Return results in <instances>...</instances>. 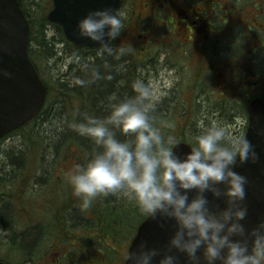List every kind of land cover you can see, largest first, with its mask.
<instances>
[{"label":"clouds","instance_id":"obj_1","mask_svg":"<svg viewBox=\"0 0 264 264\" xmlns=\"http://www.w3.org/2000/svg\"><path fill=\"white\" fill-rule=\"evenodd\" d=\"M124 18L119 9L90 12L77 24L78 37L98 42L102 53L112 54L110 41L120 35ZM132 87L136 95L111 103L104 119L85 113L83 122L71 125L96 146L87 163L76 165L68 174L73 195L82 200L85 209L97 197L122 195L141 214L173 222L174 233L162 257L159 249L142 241L127 254L128 264H154L157 257L161 258L156 264H180L176 253L183 254L187 264H260L264 224L246 232L240 223L248 214L243 205L248 181L235 168L258 158L246 134L200 124L194 146L180 157L174 151L177 139L165 138L153 126L150 112L156 94L141 80ZM109 99L115 101L116 97ZM114 130L127 139H118ZM190 193L194 195L190 197ZM208 193L216 199L225 197L226 207L213 211ZM251 235L256 237L252 252ZM201 250L202 256L197 255Z\"/></svg>","mask_w":264,"mask_h":264},{"label":"trees","instance_id":"obj_2","mask_svg":"<svg viewBox=\"0 0 264 264\" xmlns=\"http://www.w3.org/2000/svg\"><path fill=\"white\" fill-rule=\"evenodd\" d=\"M20 1L31 24L30 43L36 42L38 47L35 51L30 44V56L48 86V97L44 109L34 121L7 136L20 134L22 146L13 147L6 156L0 152V222H10V218L6 217L7 210L15 213L25 225L39 223L36 228L41 226L43 220L48 221L43 226L44 232L38 244L42 246L49 235L57 237L56 233L67 230L66 214L72 207H77L83 216L81 229L86 230L89 237L85 242L90 244L94 239L100 248L95 263L112 264L121 255L120 249H127L138 226L148 216L141 214L135 204L122 195L100 196L87 209L82 207V200L73 195L68 174L76 165H85L96 146L90 139L78 135L71 125L83 122L85 113L104 119L110 113L111 103H119L136 95L132 87L135 81L141 80L146 86L142 72L145 66L138 57L143 44L137 37L136 42L132 41L133 38H126L125 43L116 39L110 44L112 48L115 43L112 54L102 53L101 49H77L67 41L60 26L48 21L53 0L31 2L36 9L28 8L23 0ZM51 26L58 29L59 37H49ZM37 28L41 35L38 38L35 37ZM59 43L70 46L73 58L65 78L52 80L55 82L51 83L42 75L41 64L43 57L55 56ZM78 58L79 62L75 60ZM112 96L116 97L115 101H110ZM174 100L169 102L170 99H165L163 105H155L150 112L153 126L160 129L165 138L171 135L177 141H190L184 130L186 124H182L184 116L178 115L182 101ZM177 103L179 106H176ZM47 128L51 131L48 142L47 135H40L46 133ZM114 131L121 141L127 139L118 130ZM6 138L0 142V146ZM48 157L55 159L51 165ZM38 181L46 184V192L42 195L32 192L34 182ZM45 201L48 205L43 208L40 205ZM11 220L14 221V214ZM17 235L15 231L14 237ZM31 235L28 230L22 233L20 246L27 248ZM60 241L65 240L61 238Z\"/></svg>","mask_w":264,"mask_h":264},{"label":"flooded vegetation","instance_id":"obj_3","mask_svg":"<svg viewBox=\"0 0 264 264\" xmlns=\"http://www.w3.org/2000/svg\"><path fill=\"white\" fill-rule=\"evenodd\" d=\"M132 9L136 16L132 32H142V36L157 32L165 68L174 71L170 97L176 99L180 93L183 99L194 101L192 114L200 106L197 91L211 79L216 65L220 95L227 94L225 86L229 87L240 101L243 116H248L252 101H264V0H134ZM54 247L36 246L29 264ZM56 248L61 254L56 252V262L49 264L72 261L65 248Z\"/></svg>","mask_w":264,"mask_h":264},{"label":"water","instance_id":"obj_4","mask_svg":"<svg viewBox=\"0 0 264 264\" xmlns=\"http://www.w3.org/2000/svg\"><path fill=\"white\" fill-rule=\"evenodd\" d=\"M122 0H54V8L48 15L51 23L62 27L66 39L76 48L98 49V42L89 38H80L77 34L78 22L90 12L105 9H119ZM31 27L21 8L19 0H0V140L7 134L26 125L43 110L48 89L41 79L37 68L29 56ZM107 42V37L105 38ZM247 139L254 146L257 154L255 162L240 164L235 171L247 178L245 186L248 214L240 221L246 232H251L264 224V102L253 101L249 106V125ZM191 145L178 142L174 151L180 157L190 152ZM194 193H190V197ZM213 211L226 207V198L216 199L207 194ZM242 205V206H243ZM172 221L149 216L138 228L129 251L134 250L142 241L147 247L161 251L171 239L174 229ZM235 239V238H234ZM256 237L249 236L250 252L255 247ZM175 252V250H174ZM180 264H187L183 254L176 253ZM197 255L202 256L201 252ZM161 257L155 258L154 264ZM0 264H6L0 262ZM125 264H128L126 261ZM203 264V261H202ZM219 264V261L217 262Z\"/></svg>","mask_w":264,"mask_h":264},{"label":"rangeland","instance_id":"obj_5","mask_svg":"<svg viewBox=\"0 0 264 264\" xmlns=\"http://www.w3.org/2000/svg\"><path fill=\"white\" fill-rule=\"evenodd\" d=\"M23 1L28 8H32V9H36L37 7L34 8L31 2L43 3L41 2V0H23ZM133 2L134 0H126V4L122 9V12L125 13L124 28L122 29L120 35L118 36L117 41L125 43L127 41L126 38L129 39L133 38L134 40L132 39V41L134 42H136L135 40L136 37L139 39V42L143 44L141 46L142 51H140L139 53L140 55L138 56L141 62H143L145 66L142 70L143 78L145 79L146 86L150 88L158 97L155 105L157 103L163 105L165 103L164 100L166 98L170 99L169 102H174L175 100L171 99L170 97V95L172 94L170 93V91L173 88L172 81L173 83L175 82L174 71H170L167 68H165V64L162 61L163 56L162 57L160 56L161 51L159 49L160 48L158 43L159 36L157 35V32H145L144 36L142 37H141L142 32H132L133 31L132 25L136 19V16L132 15ZM38 30L39 28H37V31L35 32L36 38L41 36ZM58 33H59L58 29L51 26L49 31V37L51 38L54 35L59 37ZM56 46L58 52L55 53V56L43 57L42 59L43 62L41 64L42 75L48 81H51V83L55 82L52 80H57L58 78L61 79V77L65 78L64 75L67 74L69 69L68 66L73 58L72 52L70 50V46L68 44L59 43ZM31 47H33L35 51L38 48L36 42L35 43L32 42ZM112 48H115V43L113 44ZM75 60L79 62L80 58ZM218 71L219 68H217L216 65V67L212 70V73L210 74L211 79L205 82L204 87L202 89L197 91L198 92L197 96L199 97V99L197 98L196 100L200 103V106L193 114L191 109L193 108V104H195L194 101H192L191 99L185 100L181 98L180 93L176 94L175 96L172 95L176 97V99L182 101V103L180 104L181 110L178 112V115L179 117L181 115L184 116V120L182 122V124L184 123L186 124L184 130L187 131L186 134L188 135V137H190V140H192L194 143H195V137L199 135L201 131V129L198 127V125L200 124H203L205 127H211L213 124H215L219 127H224L228 129L234 135L241 131H243L244 133L246 131L245 129L246 119L239 112V110L241 109L239 106L240 101L239 99L236 98L235 93L233 91H229V87L225 86L228 90L227 94H225L224 96L220 95V90L218 89V87L220 86L221 82L218 78ZM184 103H186L187 105L186 108H183ZM177 105L179 106V103H177L176 106ZM208 108H210L211 110L207 115L206 113L208 112ZM189 117H191L190 120H188ZM47 129L48 131H46V133L42 130L44 134H40L44 137H46L47 135L46 142H48L49 132L51 133L50 129L49 128ZM22 144H23V140L20 134L7 137L0 146V152L4 153L2 156H6L10 152V150L13 149V147L22 146ZM47 161L51 165L55 161V159L48 157ZM67 161L73 162L74 160L67 159ZM45 188H46V184L44 181L34 182V185L32 187V192L33 194L42 195L43 193L46 192ZM42 201L43 200H41V202ZM47 205L48 203L45 201L43 202V204L41 203L40 206L46 208ZM6 214H7L6 217L10 218V222H8L7 224H5V222L4 223L0 222V259L6 258V260L11 262L12 264H29L30 259H32L31 257H33V252H36L35 244L40 240V236L44 232V230L42 232L43 226L47 225L48 221L43 220V222L45 223L42 222L41 226H39L38 229H36V227H32L29 228L28 230V228H26V226L19 221L15 213H11L10 210L8 212L7 210ZM13 214H14V221L12 222L11 217ZM66 216H68L70 223L73 225V228L71 226L67 228V231L71 234L74 230H76L74 224L78 222H83L82 221L83 216L81 212L77 209V207H72L71 209H69ZM25 228L26 231L28 230L29 234L30 233L32 234L31 237L29 238V241L27 242V248H25L27 251L25 249L18 250L19 248L18 244H20V241L22 240L19 241L14 239L15 231L19 233L16 237H19L20 239L23 238L21 236V232H23V229ZM82 233L87 234V232H82L80 230H77L76 232L72 233V236L75 237L76 234H78V236L81 237ZM86 238H87L86 241H88L89 239L88 234L86 235ZM51 242L52 241L49 242V245ZM124 249L125 248L122 247L120 249V252H122ZM16 250H18V252ZM56 252L61 254L60 249L54 247L48 253V255L41 257L39 259H36L35 257L34 258L35 261L30 262V264H49L51 262L55 263L57 260ZM67 252L69 253L72 252L69 247L67 249ZM76 254L78 258L77 263L75 259ZM118 257L120 259L116 261V264H120V262L122 261L121 260L122 255L121 257L120 255ZM92 261L93 259L90 258L88 255L85 256L83 251H76L74 249V259L72 261L69 259H65L64 264H93ZM113 264H115V262H113ZM260 264H264V257L260 258Z\"/></svg>","mask_w":264,"mask_h":264},{"label":"bare ground","instance_id":"obj_6","mask_svg":"<svg viewBox=\"0 0 264 264\" xmlns=\"http://www.w3.org/2000/svg\"><path fill=\"white\" fill-rule=\"evenodd\" d=\"M166 99H169V98H166ZM13 222V221H12ZM41 237V236H40Z\"/></svg>","mask_w":264,"mask_h":264}]
</instances>
